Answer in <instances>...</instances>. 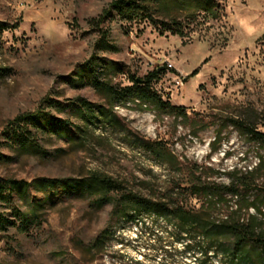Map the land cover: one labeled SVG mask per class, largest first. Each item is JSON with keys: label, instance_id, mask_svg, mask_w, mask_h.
Listing matches in <instances>:
<instances>
[{"label": "rangeland", "instance_id": "obj_1", "mask_svg": "<svg viewBox=\"0 0 264 264\" xmlns=\"http://www.w3.org/2000/svg\"><path fill=\"white\" fill-rule=\"evenodd\" d=\"M114 1L0 0V183H23L0 201V215L9 222L0 227V264L201 259L185 252L174 229L154 218L138 226L115 220L114 237L102 252L92 251L90 242L107 225L111 204L100 207L79 189L35 187L41 179L83 180L98 173L127 192L204 218L221 220L236 208L247 217L253 206L264 213V142L240 127L264 135V0H215L221 7L216 21L182 14L178 19L189 26L184 39L161 35L142 15L122 17L113 12ZM107 63L109 71L99 66ZM164 69L153 87L184 108L186 119L140 101L101 110L107 105L94 76L124 88L132 77L145 80ZM25 115L40 116L29 126L40 152L26 149L9 130ZM147 141L160 142L170 159L159 161ZM207 183L235 184L238 195L225 190L209 213ZM23 215L33 216L30 224L22 225Z\"/></svg>", "mask_w": 264, "mask_h": 264}, {"label": "trees", "instance_id": "obj_2", "mask_svg": "<svg viewBox=\"0 0 264 264\" xmlns=\"http://www.w3.org/2000/svg\"><path fill=\"white\" fill-rule=\"evenodd\" d=\"M111 7L113 12L122 17L134 18L142 15L144 20L156 25L161 35L170 33L181 39L188 35L185 29L189 26L183 24L178 16L186 13L204 22L216 21L221 17L220 3L215 0H115ZM107 15H111V12H107ZM158 16H163L165 19H159ZM99 66L107 71L111 69L109 63ZM164 71L165 69L154 70L145 80L132 77L131 85L124 88L94 76L92 84L107 105V108L101 110L112 112L117 105L126 106L129 102L140 101L141 104H152L159 113L172 114L177 119H186L184 108L172 106L153 87V81ZM79 103L91 109V105L86 101L79 100ZM39 120L38 115L19 116L9 125L14 137L23 138L22 145L26 149H34L38 152L41 151L40 147L31 135L29 126H33ZM240 127L245 129L253 140L264 142V135L246 125L240 124ZM145 146L161 162H167L171 157L169 150L160 142L147 141ZM34 186L44 189L61 188L64 192L79 189L94 197L100 203V207L111 204L107 225L90 242L89 247L92 251L102 252L114 237L115 220L124 218L138 226L145 224L146 219L154 218L174 229L175 241L185 252L201 257L198 264H264V213L260 207L253 206L254 213L247 217L242 215V208H236L221 220L211 216L204 218L194 210L127 192L112 178L98 173H93L83 180L41 179L35 182ZM29 187L31 185H27L26 189ZM22 188L23 183L8 182L7 185L0 183V201L7 202L12 192ZM235 188H238L235 184L227 188L215 183H207L204 190L210 202L206 210L212 212L225 190L229 189L237 196L238 190ZM32 217L23 215L20 219L22 225L30 224ZM7 223L8 220L0 215V227H5Z\"/></svg>", "mask_w": 264, "mask_h": 264}, {"label": "built area", "instance_id": "obj_3", "mask_svg": "<svg viewBox=\"0 0 264 264\" xmlns=\"http://www.w3.org/2000/svg\"><path fill=\"white\" fill-rule=\"evenodd\" d=\"M177 85H178V86H182V85H183V81H182V80H178V81H177ZM126 107H127V106H126ZM126 107L123 108V110H126Z\"/></svg>", "mask_w": 264, "mask_h": 264}]
</instances>
